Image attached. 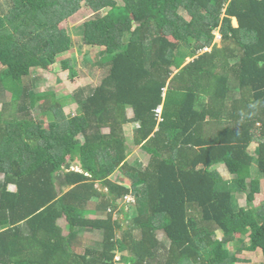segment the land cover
Here are the masks:
<instances>
[{"label": "trees", "instance_id": "16d2710c", "mask_svg": "<svg viewBox=\"0 0 264 264\" xmlns=\"http://www.w3.org/2000/svg\"><path fill=\"white\" fill-rule=\"evenodd\" d=\"M82 1L0 0V264H264V0H96L92 83L56 97L31 74Z\"/></svg>", "mask_w": 264, "mask_h": 264}, {"label": "rangeland", "instance_id": "374dc122", "mask_svg": "<svg viewBox=\"0 0 264 264\" xmlns=\"http://www.w3.org/2000/svg\"><path fill=\"white\" fill-rule=\"evenodd\" d=\"M96 0H84L80 3V8L70 17L60 22L59 27L64 29L68 36L73 41V46L71 50L68 52L63 53L59 56L58 60L60 61V64L53 66L55 70L53 71H47V70H35L32 72V82L35 85L38 90L44 91L49 90L53 95L56 97H59L63 94H67L71 92L73 89L80 85H86L92 83V78L90 75H81L79 74V71L83 68V63L87 62V59L89 61H95V56L100 51V47H92L85 45L81 42L82 38V24L83 22L92 15L93 13V4ZM232 24L236 26V20L232 19ZM168 30V29H167ZM170 39L173 38L170 33L167 34ZM179 48L185 53L190 52L191 46L193 44V40L191 39H185L181 38L178 40ZM214 42L217 44L219 43V34L215 33ZM68 58L70 62H72L73 67L70 68L66 66L65 59ZM192 58L188 57L186 58L185 63L190 61ZM59 67V68H58ZM18 89V88H17ZM18 91L16 90L15 94L17 95ZM12 96V95H11ZM161 108V107H160ZM65 114L70 116L73 114V107L67 106L64 109ZM33 114L35 115L37 122L39 124H45L44 117H41L39 114V110L33 111ZM256 146L254 142L250 146V150L255 151ZM148 158V155L145 154L140 147L136 146L133 147L132 150L129 152L128 159L129 161L136 160L145 162ZM217 168L220 170V172L225 176L228 177L229 174L226 172V170L220 165L217 166ZM75 170L78 169V166L74 167ZM111 179L123 183L125 185L130 184L129 178L123 175L119 170H116L112 175ZM10 189H14V186H9ZM260 192L255 195L254 198V204L258 205L262 200L264 199V178H261L260 180ZM129 197L133 200L132 195H129ZM93 202V201H92ZM244 198L242 195L237 196L234 198V204H243ZM231 247V245H229ZM240 258H243V262H240V264H261L263 261V256L260 251V249H257L254 252L251 251H243V253L238 255ZM119 258V255L118 257Z\"/></svg>", "mask_w": 264, "mask_h": 264}, {"label": "built area", "instance_id": "2783aa9c", "mask_svg": "<svg viewBox=\"0 0 264 264\" xmlns=\"http://www.w3.org/2000/svg\"><path fill=\"white\" fill-rule=\"evenodd\" d=\"M160 110H161V108L158 107L155 111H156L157 113H160ZM125 199H127V200H131V198L129 197V195H127V196L125 197Z\"/></svg>", "mask_w": 264, "mask_h": 264}, {"label": "crops", "instance_id": "0c3cea01", "mask_svg": "<svg viewBox=\"0 0 264 264\" xmlns=\"http://www.w3.org/2000/svg\"><path fill=\"white\" fill-rule=\"evenodd\" d=\"M123 184V183H122ZM125 185V184H124Z\"/></svg>", "mask_w": 264, "mask_h": 264}, {"label": "clouds", "instance_id": "9594fccd", "mask_svg": "<svg viewBox=\"0 0 264 264\" xmlns=\"http://www.w3.org/2000/svg\"><path fill=\"white\" fill-rule=\"evenodd\" d=\"M220 37V36H219Z\"/></svg>", "mask_w": 264, "mask_h": 264}]
</instances>
